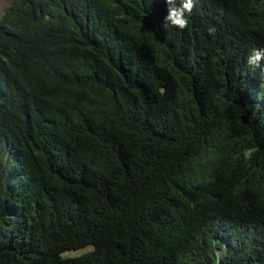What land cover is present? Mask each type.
I'll use <instances>...</instances> for the list:
<instances>
[{"label": "trees", "instance_id": "obj_1", "mask_svg": "<svg viewBox=\"0 0 264 264\" xmlns=\"http://www.w3.org/2000/svg\"><path fill=\"white\" fill-rule=\"evenodd\" d=\"M194 3L8 5L0 264H264V0Z\"/></svg>", "mask_w": 264, "mask_h": 264}, {"label": "clouds", "instance_id": "obj_2", "mask_svg": "<svg viewBox=\"0 0 264 264\" xmlns=\"http://www.w3.org/2000/svg\"><path fill=\"white\" fill-rule=\"evenodd\" d=\"M168 5L167 15L164 17L163 27H168V25L177 27L179 29H184L188 25V19L186 14L191 15L195 3L194 0H180V6H176L175 0H166ZM209 34L215 32L214 27L208 29ZM264 61V48H253L247 57V64L253 66L254 68H261L264 72V67H262L261 62Z\"/></svg>", "mask_w": 264, "mask_h": 264}, {"label": "rangeland", "instance_id": "obj_3", "mask_svg": "<svg viewBox=\"0 0 264 264\" xmlns=\"http://www.w3.org/2000/svg\"><path fill=\"white\" fill-rule=\"evenodd\" d=\"M11 1L12 0H0V18L4 14L6 8L11 3ZM9 152H10L9 149L5 145L0 144V160H2V163H3L4 160L7 159L8 155H9ZM11 162L12 161H10V164H11ZM10 164H8V165H10ZM90 248H92V246H90ZM90 248L89 247H83V248H79L77 250L67 251V252L62 253L61 256H63V257L78 256V255L84 254L85 252L90 250Z\"/></svg>", "mask_w": 264, "mask_h": 264}]
</instances>
